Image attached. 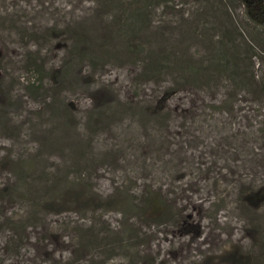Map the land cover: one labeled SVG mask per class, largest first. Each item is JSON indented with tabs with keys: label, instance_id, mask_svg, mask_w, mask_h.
<instances>
[{
	"label": "rangeland",
	"instance_id": "374dc122",
	"mask_svg": "<svg viewBox=\"0 0 264 264\" xmlns=\"http://www.w3.org/2000/svg\"><path fill=\"white\" fill-rule=\"evenodd\" d=\"M250 28L237 0H0V264H264Z\"/></svg>",
	"mask_w": 264,
	"mask_h": 264
},
{
	"label": "trees",
	"instance_id": "16d2710c",
	"mask_svg": "<svg viewBox=\"0 0 264 264\" xmlns=\"http://www.w3.org/2000/svg\"><path fill=\"white\" fill-rule=\"evenodd\" d=\"M243 7L244 10V19L245 21L252 27L250 28V33L253 37H256V32L253 30V26L258 29V31L264 32V0H237ZM110 2V1H109ZM139 12H136V14ZM228 16V15H227ZM229 34V33H227ZM263 35V33H262ZM230 42V37L226 36L225 40L220 41V44L224 48V52L216 51L214 54L219 57L220 60H226L228 63H234L235 66L231 67V72L237 73L238 67H236V63L239 61V53L237 52L236 47L231 46V48L225 47V44L228 45ZM204 70V68H203ZM211 69H205L203 72V76L201 78L208 79V75L210 74ZM217 73L221 71H225L228 74L226 68L220 67L218 64V68L214 69ZM230 72V69H229ZM229 77V75H228ZM258 93V91H257ZM259 93L264 95V81L259 88ZM256 94V91H254ZM251 196V195H250ZM147 208L149 209V215L153 217V219L160 218L164 216L165 211L164 205L159 201L157 197L153 195V197H149Z\"/></svg>",
	"mask_w": 264,
	"mask_h": 264
},
{
	"label": "bare ground",
	"instance_id": "6f19581e",
	"mask_svg": "<svg viewBox=\"0 0 264 264\" xmlns=\"http://www.w3.org/2000/svg\"><path fill=\"white\" fill-rule=\"evenodd\" d=\"M55 145H56V143H55Z\"/></svg>",
	"mask_w": 264,
	"mask_h": 264
}]
</instances>
